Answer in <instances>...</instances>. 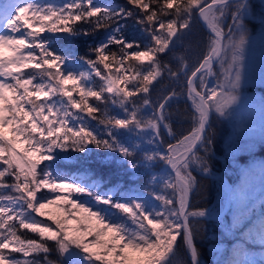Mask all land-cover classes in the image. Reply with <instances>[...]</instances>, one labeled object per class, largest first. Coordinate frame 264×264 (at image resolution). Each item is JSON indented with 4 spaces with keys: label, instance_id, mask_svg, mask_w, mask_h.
Segmentation results:
<instances>
[{
    "label": "snow or ice",
    "instance_id": "snow-or-ice-1",
    "mask_svg": "<svg viewBox=\"0 0 264 264\" xmlns=\"http://www.w3.org/2000/svg\"><path fill=\"white\" fill-rule=\"evenodd\" d=\"M127 5L132 7L112 0L0 5V264H203L194 223L219 214L192 205L195 173L213 171V117L233 120L244 104L250 3L127 0ZM129 19L147 34L144 41L125 37L127 24L121 21ZM198 21L206 30L204 52L191 70L183 55L173 69L162 57L191 36ZM260 25L264 28V16ZM101 30L105 38L80 57L82 64L69 61L53 47L54 37L43 35ZM182 72L192 127L177 135L170 111L177 91H165L155 101L151 94L165 73L178 80ZM110 105L119 111L111 114ZM261 116L264 136V102ZM234 128L238 135L247 130L243 121H234ZM165 131L174 142L165 145ZM90 146L118 154L132 174L143 169L144 184L114 192L94 172L64 175L54 168L63 153L86 154ZM234 150V142H226V159ZM159 164L163 168L157 170ZM226 191L228 211L233 201L239 206L227 225L237 236L229 258L217 264H264V188L256 218L246 186ZM249 244L259 245V259L251 257Z\"/></svg>",
    "mask_w": 264,
    "mask_h": 264
},
{
    "label": "trees",
    "instance_id": "trees-1",
    "mask_svg": "<svg viewBox=\"0 0 264 264\" xmlns=\"http://www.w3.org/2000/svg\"><path fill=\"white\" fill-rule=\"evenodd\" d=\"M3 0H0V2ZM47 2V0H45ZM57 4L64 3V0H53ZM100 3H105L107 0H98ZM113 3L125 4L127 7V0H112ZM251 7V15L264 16V0H249ZM126 23L127 27L124 30V35L130 40L144 41L147 34L141 31L139 25H136L132 19L128 21H121ZM250 30H252L258 23L253 18L248 20ZM80 27H87V25H79ZM199 24H196L191 36L187 37L182 43L167 55L162 57L164 63H169L173 69H176L179 65L178 57L183 55L185 57L188 69L196 64L198 57L204 52V41L206 33L202 32ZM252 34V32H251ZM46 37L53 38V47L60 51L62 54L67 55L68 60L77 64H82L80 57L89 55V48L98 43L102 37L106 35L104 30H101L94 35H70L68 33H44ZM118 46L113 45V50H116ZM91 58L95 59L94 56ZM86 68L87 66L84 65ZM219 72V68H216ZM95 77V76H94ZM93 77L94 81L96 80ZM212 83L216 82V77L210 78ZM96 82V81H95ZM155 83V82H154ZM185 77L183 72L178 80H173L168 77L167 73L164 74L163 79L156 85V90L151 94L153 101L165 91L175 89L178 93V98L171 102L170 111L173 113L172 123L173 131L179 135L180 133H186L188 129L192 127L191 122V102L186 96ZM251 86H247L249 90ZM255 94L259 99L250 98L245 101L247 103L251 101L262 112V102L264 99V84L252 86ZM255 96V97H257ZM90 102L95 103L94 100ZM244 105L241 106L243 108ZM111 114H115L119 111L118 108L109 106ZM93 125H96L95 121H91ZM213 131L215 133V148L216 151L213 156L212 168L213 171L209 175L205 176L199 172L195 173L198 179V186L196 192L192 195L191 203L194 207L208 208L220 213L221 207H223V196L226 194V187H233L244 183V178L250 185H261L264 188V183H257L259 180V174L264 173L261 170V165H264V136L258 135L252 129L246 130L243 134H237L234 126L231 124V120L219 121L213 117ZM97 127H100L96 125ZM102 130V129H101ZM165 145L168 142H174L169 136L167 140L163 134ZM228 141L234 142V152L226 159L224 155L225 144ZM91 151L84 153H63L62 160L54 163V168L58 169L64 175H77L87 172L91 175L93 172L98 177H103V186L105 189L111 187L115 192L118 189H136L140 188L146 177L144 176L143 169L137 173L132 174L131 169L126 164L122 163L118 154L113 152H106L96 149L94 146H90ZM107 158L106 160L104 158ZM43 166V165H42ZM259 167V169H256ZM163 165L159 164L157 170L162 169ZM247 174V176H246ZM264 179V175L262 176ZM220 182L221 184H219ZM243 184V185H244ZM218 185H221L219 188ZM247 185V184H246ZM247 187V186H246ZM223 188V189H222ZM47 190H42V192ZM170 194V193H169ZM39 195V194H38ZM258 196H261L259 194ZM261 198L253 199V203L256 209V213L253 218H256L261 211ZM153 203H158L153 201ZM229 207V205L227 206ZM238 208H232V211L224 213V216L218 221L213 220L210 222L194 223V227L198 229L197 233V245L201 252V260L203 264H213L211 262V255L216 254L215 264L218 261L226 260L229 258L233 242L236 240L237 233L229 231L227 225L231 221L233 213ZM227 214V215H225ZM39 219H46L38 217ZM49 223H51L49 221ZM28 236H33L30 231L25 230ZM252 254L261 255V249L257 245H248ZM252 250V251H251ZM218 254H217V253ZM251 254V253H250ZM19 255V254H16ZM184 257L187 258V254L184 253Z\"/></svg>",
    "mask_w": 264,
    "mask_h": 264
},
{
    "label": "rangeland",
    "instance_id": "rangeland-1",
    "mask_svg": "<svg viewBox=\"0 0 264 264\" xmlns=\"http://www.w3.org/2000/svg\"><path fill=\"white\" fill-rule=\"evenodd\" d=\"M8 3V2H7ZM4 3H1V5H3ZM6 4V3H5ZM262 15H251L250 18H253L254 20L258 21L257 25L251 30L252 35H251V43H250V47L248 49V52L246 54V64L248 66V78L246 79L245 83H244V87H243V96H244V104L245 106H243V108H239L234 119L231 120V124L232 126H234V121H243L244 126L247 130L252 129L255 133H258V135L262 136L261 134V124H262V116L259 110H256L257 108L251 104V101L249 103L245 102L250 98H256L259 99L257 94H255V90L254 88H251L252 86L258 85L259 83L264 84V82H262L261 80V61H262V57H264V39H262V34H264V28L261 27L260 25V18ZM106 36V35H105ZM102 37L103 38H105ZM27 71H32L31 69L25 70ZM96 80L95 82V86L99 87V85L102 83L99 78L94 77ZM251 86L249 88V90H247L248 88H246L247 86ZM257 96V97H255ZM264 101V99H263ZM243 104V105H244ZM256 169H259V167H256ZM264 173L259 174V180H257V183H262L263 176ZM245 181V178L244 180ZM248 182V181H247ZM219 184H221L220 182H218ZM244 183L238 184L236 186L233 185L232 188L234 189H240L242 187L247 186L248 190L250 191L251 196L254 198H256V200H259L261 198V196H258L259 194H261V190L263 187H261V185H250L247 183V185H243ZM221 185H218L219 188ZM223 189V188H222ZM82 198H87V197H82ZM227 206L229 205L228 201L230 199V195L228 194L227 196ZM261 201V200H260ZM231 207L232 208H238L239 206L236 204L235 201H233L231 203ZM228 208V207H227ZM226 208V210H227ZM52 211H55V208L51 209ZM227 212V211H226ZM38 218V217H37ZM39 219V218H38ZM253 245V244H251ZM258 246V244H255V246ZM252 251V250H251ZM217 253V252H216ZM251 257L255 258V259H259L261 255L259 254H252V252H250ZM218 254V253H217ZM262 254V253H261ZM211 257H213V259H211V262H213V264H215V259L216 254L211 255Z\"/></svg>",
    "mask_w": 264,
    "mask_h": 264
},
{
    "label": "water",
    "instance_id": "water-1",
    "mask_svg": "<svg viewBox=\"0 0 264 264\" xmlns=\"http://www.w3.org/2000/svg\"><path fill=\"white\" fill-rule=\"evenodd\" d=\"M197 24H199L200 28L203 30L202 32L206 33L204 25L201 22H199V21L197 22ZM184 86L186 87V83L184 84ZM163 134L165 135V138L168 140L169 136H168L167 132L165 131V132H163ZM227 188L228 187H226L225 189H227ZM227 196H228V193L226 191L225 196H223V199H224L223 207H221V211H220V213H218L219 215L216 216V217L211 218L210 221H213V220L218 221L219 219H221L224 216V213L227 211L226 210V208H227V199H226Z\"/></svg>",
    "mask_w": 264,
    "mask_h": 264
}]
</instances>
